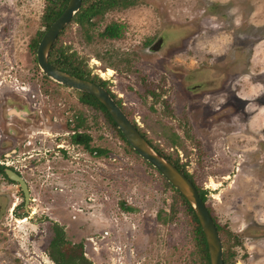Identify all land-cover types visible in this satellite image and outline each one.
<instances>
[{
	"label": "rangeland",
	"instance_id": "rangeland-1",
	"mask_svg": "<svg viewBox=\"0 0 264 264\" xmlns=\"http://www.w3.org/2000/svg\"><path fill=\"white\" fill-rule=\"evenodd\" d=\"M45 7L0 0V79L29 90L11 89L18 102L3 113L37 93L42 131L60 133L63 115L66 131L89 144L7 160L29 200L0 174V264H57L56 252L66 264H204L193 223L163 178L103 114L77 104L80 92L40 71L34 46L46 31ZM114 23L120 39L99 37ZM53 46L105 82L124 115L204 192L225 264H264V0H127L89 26L70 22ZM231 87L249 101L231 103ZM230 107L238 112L229 120ZM54 225L64 239L56 250Z\"/></svg>",
	"mask_w": 264,
	"mask_h": 264
},
{
	"label": "water",
	"instance_id": "water-1",
	"mask_svg": "<svg viewBox=\"0 0 264 264\" xmlns=\"http://www.w3.org/2000/svg\"><path fill=\"white\" fill-rule=\"evenodd\" d=\"M81 2L82 0H69L62 14L43 34L36 49V62L40 71L51 81L65 88L89 95L104 107L130 148L165 179L191 207L204 236L209 264H224L222 243L215 223L191 182L146 143L106 91L96 84L61 72L48 63L52 45L79 11ZM4 173L10 182L18 185L26 205L29 200V193L24 180L10 170H5Z\"/></svg>",
	"mask_w": 264,
	"mask_h": 264
},
{
	"label": "trees",
	"instance_id": "trees-1",
	"mask_svg": "<svg viewBox=\"0 0 264 264\" xmlns=\"http://www.w3.org/2000/svg\"><path fill=\"white\" fill-rule=\"evenodd\" d=\"M69 0H46V7L44 11V16H43V21L46 30L51 26V24L62 14L64 9L67 6ZM90 0H82L81 2V8L79 11L74 15L72 20L70 22H75L79 24L81 27H85V25H90L91 20L99 15L104 14L107 12V10L112 7V6H118L122 5L126 7V1L127 0H120V1H115V0H98L94 3L89 4ZM87 4L88 6L83 7V5ZM122 35V27L117 25V24H110L104 28V30L99 34V37L103 39H109V40H116L120 39ZM43 36V35H42ZM87 37V36H86ZM41 38V37H40ZM88 38V37H87ZM38 46V42H36L34 48ZM48 62L50 65H52L54 68L60 70L61 72H64L68 75H71L73 77H76L81 80H85L88 82H91L93 84L98 85L101 87L106 93L114 100V96L108 91V89L105 87L106 83L102 82L96 78H89L88 73L86 72L84 63L82 61L77 62L76 59H74V54L68 55L64 51L57 50L55 46L51 47L49 56H48ZM81 103L86 104L88 106H93L97 111H99L101 114H103L104 118L106 121L110 124L111 128L113 131L116 132V134L120 137L121 141L127 146L129 151H131L134 155L137 156V154L130 148V146L125 142L123 136L119 132V130L116 128L115 124L111 120L110 116L104 109V107L94 98H92L89 95L82 94L81 93ZM114 103L117 105L118 108H120V105L117 104V102L114 101ZM121 110V109H120ZM130 121V120H129ZM131 122V121H130ZM134 128L137 130V132L140 134V136L148 143V145L158 154L160 153L151 145V143L148 141L146 138L145 134L141 133V131L138 129V127L131 122ZM162 158H164L166 161H168L170 164H172L178 171H180L194 186L196 189L199 197L201 198L202 202L205 203V194L203 191L199 190L196 188L194 182L192 181L191 177L181 169V167L175 163L172 162L169 157L160 155ZM147 164V163H146ZM149 165V164H148ZM0 174L4 176V178H7L6 175L3 172V168L0 167ZM166 183V186L171 189V191L174 193L175 200L179 203H181L186 212L187 215L190 217L191 222L193 223V228H194V241L196 242L199 250V255L201 256L204 264H209L208 261V253H207V247L206 243L204 240V236L202 234V231L200 229L199 223L191 209V207L188 205V203L184 200V198L177 192L175 191L167 182L165 179H163ZM208 210V209H207ZM209 212V210H208ZM211 215V213L209 212ZM212 217V215H211ZM213 219V217H212ZM217 232L219 234V226L216 224L215 220L213 219ZM53 233L54 237L50 243V248L52 250H56L59 248L60 245L64 244V239H63V234L62 230L58 228V226L54 225L53 227ZM221 240V238H220ZM222 243V242H221ZM52 254V253H51ZM56 254L59 256L57 259V256L50 255V259L57 263V264H66L68 260H65V257L63 256L62 253L56 252ZM223 263L224 259H223Z\"/></svg>",
	"mask_w": 264,
	"mask_h": 264
},
{
	"label": "flooded vegetation",
	"instance_id": "flooded-vegetation-1",
	"mask_svg": "<svg viewBox=\"0 0 264 264\" xmlns=\"http://www.w3.org/2000/svg\"><path fill=\"white\" fill-rule=\"evenodd\" d=\"M3 83L5 82L0 79V167L3 168V172L5 170H10L11 172H14L16 175L21 177L16 168H12L6 163L7 160L10 159L26 156L25 159L29 161H39L40 159H44L41 157H44L47 153L52 152L55 155L62 153L63 150L69 149V145L72 147H74V145L78 147L82 146L84 148L88 147V137L80 136V134L74 130L66 131V124L63 115L60 116V125L63 126L60 133L49 135L48 133L41 130L44 122H47L48 120L44 119L43 116H40V114H42L39 108V101H41V99H39L37 93L31 95L30 101H27L23 98V102H20L22 107L21 109L15 108L12 110H6L3 113V106H6L7 104L17 105V92L20 94L23 92H29L27 87H22L21 85L17 86L16 84H13V86H8L7 84L3 85ZM41 83L40 86L43 87ZM36 86L39 88V85ZM1 88L4 90H1ZM11 89H13V91H16V93H14ZM221 92H223L224 94L226 90L223 89V91ZM230 92L231 94L233 93V99L230 101L231 103L235 104L236 102H239L240 99L241 101H249V98H239L236 94V88L234 87H231ZM42 96L44 95L42 94ZM79 103L80 101L78 100L77 104ZM90 107L93 108V106L91 105ZM226 108L227 106L222 107L219 111ZM229 109L232 110V113L230 112L229 114H227L230 120L234 116H237L238 109H236V107H230ZM223 115L221 117V120H226ZM36 117L41 118L42 121L38 123ZM52 119L56 121V118ZM72 128L75 129L76 127L73 126ZM48 135L53 138L51 142H46V138H42L43 136L48 137ZM45 142L50 143L51 146H49V144L45 145Z\"/></svg>",
	"mask_w": 264,
	"mask_h": 264
},
{
	"label": "bare ground",
	"instance_id": "bare-ground-1",
	"mask_svg": "<svg viewBox=\"0 0 264 264\" xmlns=\"http://www.w3.org/2000/svg\"><path fill=\"white\" fill-rule=\"evenodd\" d=\"M97 74H98V73H97ZM111 74H112V72H111L110 69H107V70H105V71H103V72L100 73L101 77H106V76L109 77V76H111ZM17 223L20 225V224H24L25 221H24V220H22V221H18Z\"/></svg>",
	"mask_w": 264,
	"mask_h": 264
},
{
	"label": "crops",
	"instance_id": "crops-1",
	"mask_svg": "<svg viewBox=\"0 0 264 264\" xmlns=\"http://www.w3.org/2000/svg\"><path fill=\"white\" fill-rule=\"evenodd\" d=\"M260 121H262L261 119H260ZM262 124V123H261Z\"/></svg>",
	"mask_w": 264,
	"mask_h": 264
}]
</instances>
